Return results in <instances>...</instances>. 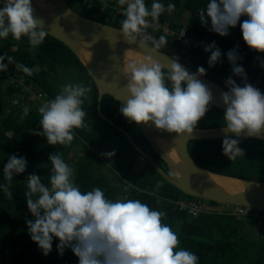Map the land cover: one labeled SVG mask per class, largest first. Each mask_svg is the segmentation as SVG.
<instances>
[{
  "label": "clouds",
  "instance_id": "1",
  "mask_svg": "<svg viewBox=\"0 0 264 264\" xmlns=\"http://www.w3.org/2000/svg\"><path fill=\"white\" fill-rule=\"evenodd\" d=\"M118 5L125 17L119 29L122 39L140 48L148 47L151 41L149 51L160 53L158 50L168 43L166 37L161 35L156 39L146 30L151 23L159 21L165 5L159 0H153L150 8L145 0H118ZM174 9V4L167 5V11ZM242 16L247 17L239 23L243 42L249 49L264 53V0H210L206 9L198 13L202 26L210 20L208 30L222 37L236 27ZM48 34L43 20L34 15L31 0H5L0 7V38L11 35L19 41L26 37L35 48ZM204 51L211 52L208 66H215L221 57L215 42ZM6 59L8 63H4ZM12 59L0 56V72L7 70ZM227 59L232 74L246 80L243 67L236 64L235 49L228 51ZM15 68L32 75V69L25 65L17 63ZM204 75V67L190 74L175 58L153 59L152 63L139 65L130 63L125 78L126 101L120 112L130 122L145 125L151 122L157 130L186 138L196 129L213 100L210 89L198 79ZM226 86L228 91L220 95L225 107L223 130L236 138L226 136L222 149L232 161L244 155L239 146L241 133L245 137L261 138L264 94L252 84L245 82L240 86L232 78L226 80ZM89 92L90 88L82 84L63 86L54 99L38 108L42 130L33 134L45 137L49 145H69L74 139V129L87 127L82 104ZM28 111L27 107L23 109L25 116ZM49 161L52 165L49 185L33 173L26 178L28 191L24 193L33 217L26 221L28 234L43 255L52 251L56 238L58 254L63 255L64 249L70 248L78 264H197L196 254L178 250L177 233L162 222L165 212L154 210L139 199L112 201L99 187L83 192L74 183V169L59 154L52 153ZM26 167L25 158L15 154L4 165L6 183L0 188L9 199L13 196L11 181Z\"/></svg>",
  "mask_w": 264,
  "mask_h": 264
},
{
  "label": "trees",
  "instance_id": "2",
  "mask_svg": "<svg viewBox=\"0 0 264 264\" xmlns=\"http://www.w3.org/2000/svg\"><path fill=\"white\" fill-rule=\"evenodd\" d=\"M82 2L83 0H69L67 3L70 8L86 18L104 24L107 23L106 18L113 14L112 7L119 6L118 0H94V9L86 10L81 8ZM159 2L165 5V11L157 23L172 29L185 26L188 36L199 40L206 39L209 43L215 42L223 53L242 45L249 63L260 60L264 65V53L249 49L242 40L239 23L247 19L246 16H242L236 27L230 28L229 34L222 37L208 30L210 20L206 26H202L198 18L199 11L206 9L210 0H159ZM102 3L109 5L104 11H101ZM145 3L150 8L153 0H145ZM169 3L175 5L171 12L167 11ZM149 20L151 22V18ZM3 55L13 59L7 70L0 72V185L6 183L3 168L10 156L15 154L25 158L27 167L11 181L12 199H9L0 188V264H78V258L70 248H65L63 255L58 254L56 245L59 241L56 238H53L52 251L45 256L28 234L26 221L32 220L33 217L27 209L24 194L28 191L26 178L35 173L41 177L42 183L49 185L52 174L49 156L52 153L59 154L74 169V183L81 191L87 192L99 187L104 191L106 198L112 201H116L121 193H124V200L139 199L152 209L165 212L162 222L177 233L180 240L178 250L185 249L196 254L197 264H264V242L244 240L246 224L257 226L263 223L264 212H260L263 218L261 219L257 216L237 218L226 211L224 214L205 213L192 217L187 212L180 211L176 202H187L196 198L183 195L166 182L147 161L141 162L140 155L128 140L109 123L99 118L96 87L84 66L66 46L47 35L42 44L33 48L26 37L17 41L9 35L7 38H0V56ZM191 60L195 65H208V58L201 50L192 53ZM4 63H8L7 59ZM17 63L32 69V75L16 69ZM36 68L39 70L36 71ZM60 73L67 77L66 83L57 79ZM4 76L25 77L27 82L32 84L35 90L44 93L49 101L60 93L63 86L70 83L90 88L82 104L86 112L84 122L87 127L74 129V139L67 146L49 145L45 137L33 134L42 130L39 124L41 115L38 112L42 104L30 103L26 116L23 109L12 107L10 101L17 93L5 86ZM214 76H221V79L234 76L231 64L225 63ZM254 76H259V72L254 70ZM234 78L241 80L239 76ZM254 87L264 94V82H257ZM121 107L109 96L102 99V114L128 132L134 143L149 153L168 173L165 164L154 154L135 123L123 117ZM223 116L224 112L210 103L209 110L198 122L196 129L223 128L226 126ZM8 131L12 133L11 139L5 136ZM111 139L115 140L118 146L109 162L105 163L101 160L99 151L105 148L107 141ZM222 141L223 139L191 141L188 150L196 164L213 174L238 180L264 182L263 140L240 138L239 146L243 149L244 155L232 161L223 154ZM71 155L72 164L69 163ZM106 164L112 172L117 173L119 186L112 185L103 174L95 173L96 169ZM208 204L215 209L223 208L216 203Z\"/></svg>",
  "mask_w": 264,
  "mask_h": 264
},
{
  "label": "water",
  "instance_id": "3",
  "mask_svg": "<svg viewBox=\"0 0 264 264\" xmlns=\"http://www.w3.org/2000/svg\"><path fill=\"white\" fill-rule=\"evenodd\" d=\"M4 2L5 0H0V5L3 6ZM31 3L34 15L43 20L44 29L49 32L48 36L66 46L84 66L92 79L98 93L97 114L99 118L120 132L140 157L147 161L166 182L187 197L204 199L222 206L243 207L250 211L264 212V182L239 180L243 190L235 193L228 192L213 180L212 176L217 174L200 167L189 153L188 148L191 141L222 140L226 136L236 138L234 134L226 133L223 128L194 129L190 136L181 138L175 133L155 129L151 122L146 125L135 123L154 154L165 164L167 173L149 153L134 143L128 132L102 114L101 106L104 96H109L121 106L126 101L125 59L127 53L132 52L152 61L153 59L171 60L168 55L160 51V53H152L149 51L150 46L140 48L127 44L120 35V28L86 18L70 8L65 0H31ZM84 52L88 53L89 60L82 58ZM181 65L190 74L195 73L184 64ZM198 79L212 92L211 104L225 113L220 95L227 90L205 77L200 76ZM240 138L264 141V130H262L261 138L245 137L243 133ZM157 140L170 145L177 162H174L159 147Z\"/></svg>",
  "mask_w": 264,
  "mask_h": 264
},
{
  "label": "built area",
  "instance_id": "4",
  "mask_svg": "<svg viewBox=\"0 0 264 264\" xmlns=\"http://www.w3.org/2000/svg\"><path fill=\"white\" fill-rule=\"evenodd\" d=\"M68 2L69 0H65ZM94 0H83L82 2V9L85 8L86 10L94 9ZM109 7L108 4L102 3L101 11H104ZM113 14L106 18L107 25L114 26L120 28L122 20L125 18L122 15V8L121 6L112 7ZM151 23V22H150ZM149 35L152 37L159 39L161 35L165 36L168 43L165 47H162L158 51L168 55L171 59L175 58L178 60L179 63L184 64L188 68L192 69L196 72L198 67H204L206 70V75L202 76L205 77L214 83L221 85L225 90L228 91V87L226 86V80L228 78H232L237 84L240 82V86H243V83L247 82L255 86L257 82H264V77H262V73H264V65L260 60H256L254 63H249L246 59V54H244V49L242 45H238L235 47V51L237 54V61L236 64L242 66L244 72H251L245 73L246 80H239V78H234L235 76H230L226 79H221V76H214V74L220 70V68L225 64L229 63L227 59V53L221 52L220 60L215 64L213 67L200 66L195 65L191 60V54L201 50L203 55L207 56L209 59L211 52L204 51L205 47L209 44L206 39H195L187 35L186 27H178L172 29L167 25H163L161 23H151V26L146 30ZM148 46L151 47V41L148 42ZM216 46V45H215ZM217 47V46H216ZM233 50V49H232ZM232 68V65H231ZM254 70L259 72V76L253 77ZM214 78V79H213ZM4 83L5 86L8 88L13 89L17 95L11 99L10 105L12 107L24 109L28 107L30 103H41L46 104L49 100L46 99V95L42 92H39L33 88V85L28 83L26 78L23 76H4ZM5 136L7 138H12L11 132H6ZM140 161L144 162L145 160L140 157ZM176 206L180 211L187 212L192 217H198L199 215L205 213H217V214H224L229 213L237 218H243L248 216H257L261 218V211H250L243 207H229L223 206V208L215 209L208 204V201L204 199H194L188 200L187 202L178 201L176 202ZM222 206V205H221ZM226 211V212H225ZM251 212L255 213L254 215ZM263 219V218H261Z\"/></svg>",
  "mask_w": 264,
  "mask_h": 264
},
{
  "label": "rangeland",
  "instance_id": "5",
  "mask_svg": "<svg viewBox=\"0 0 264 264\" xmlns=\"http://www.w3.org/2000/svg\"><path fill=\"white\" fill-rule=\"evenodd\" d=\"M74 9H77L74 7ZM36 71H38L39 69L36 68ZM57 79L61 82H65L66 83V79L67 77H65L62 73H60L57 76ZM53 81V79L51 80V82ZM113 132V131H112ZM117 142L115 140H108L105 148L100 149L99 154L101 157V160L104 161L105 163H108L111 157H107L104 154L106 153H110V152H114L117 148ZM70 161L69 163H73V156H70ZM95 173L98 174H103L108 181L112 184V185H120V180L118 178L117 173H114L110 170V168L108 167V165H103L100 166L99 169H96ZM125 199V194L121 193V195L117 198V200H124ZM263 223L258 224L257 226L252 225L251 223H247L244 229V240L248 241H260V242H264V219L262 221Z\"/></svg>",
  "mask_w": 264,
  "mask_h": 264
},
{
  "label": "bare ground",
  "instance_id": "6",
  "mask_svg": "<svg viewBox=\"0 0 264 264\" xmlns=\"http://www.w3.org/2000/svg\"><path fill=\"white\" fill-rule=\"evenodd\" d=\"M82 58L89 60L88 53L86 54L84 52L82 54ZM152 62L153 61L149 58L145 59L138 54L129 52L127 53L126 59H125L126 71L128 72V65L130 63H136L137 65H139L141 63H152ZM157 142H158L159 147L164 152H166V154H168L174 160V162H177L176 156L173 153V150L170 147V145H168L166 142L161 141V140H157ZM212 178L219 186H221L224 190L228 192L235 193V192H241L243 190L241 182L237 179H234V178L232 179V178L217 176V175H213Z\"/></svg>",
  "mask_w": 264,
  "mask_h": 264
}]
</instances>
